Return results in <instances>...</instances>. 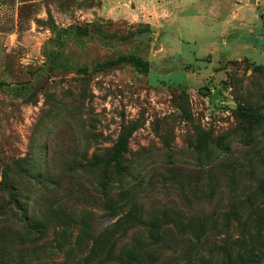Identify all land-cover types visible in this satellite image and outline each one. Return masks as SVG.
<instances>
[{
	"label": "rangeland",
	"instance_id": "obj_1",
	"mask_svg": "<svg viewBox=\"0 0 264 264\" xmlns=\"http://www.w3.org/2000/svg\"><path fill=\"white\" fill-rule=\"evenodd\" d=\"M104 1L0 0V264H264V0Z\"/></svg>",
	"mask_w": 264,
	"mask_h": 264
},
{
	"label": "trees",
	"instance_id": "obj_2",
	"mask_svg": "<svg viewBox=\"0 0 264 264\" xmlns=\"http://www.w3.org/2000/svg\"><path fill=\"white\" fill-rule=\"evenodd\" d=\"M95 3L89 2V0H82V7H90L91 5H96L98 4V0H94ZM54 24V23H53ZM55 25V24H54ZM56 26V25H55ZM72 26H68L65 28H62L63 32L68 31ZM123 63H129L132 64L134 67H136L138 70H140L143 73H148L150 71V62L149 60L144 59L141 56L135 55V54H127V55H118L116 58L114 59H110V60H106L102 63H99L96 67L97 69L103 70V69H108L110 67L113 66H117ZM257 65V64H256ZM6 85V82L0 81V86ZM240 111L242 113V115L244 117H246L247 119H253V121L258 122V123H262L264 124V117L260 116L256 113H254L253 111H251L250 109H246L244 106L240 105ZM130 130H124V132L122 133L121 137L119 138L117 144L115 145V148L113 149V151L111 152L110 156L107 158V160L105 161L107 166H112L113 167V175L115 178L116 182H120L123 183V180L127 177L130 178V176L132 175V173H130L129 171L126 170V167H124L123 163H122V157L124 152L127 149V145H128V138L130 135ZM106 177H103L101 180V186L102 189H106L107 184L105 181ZM164 182L166 181H170L168 178H165V180H163ZM187 180H184V178L179 181L178 186L176 184L175 185L176 189L179 190L180 192H184L186 190V188L188 189L190 194H196L198 192L197 187H190ZM181 185H185V186H180ZM133 191V186H124L122 188V190L120 191V195L121 194H129L130 192ZM105 196H108L109 194L107 192L104 193ZM131 200H135L134 198ZM125 210L124 212H121L123 214V217H121V221H123L124 224H128L129 228H132L134 230L137 229H149V224L153 222V226L155 229H158L159 227L161 228L160 224L157 222V214H154V212H149V211H141V207H138L137 205L134 206L133 204L131 205L130 203H126L125 204ZM155 208V206H151V209ZM112 209H116V206H114V208L112 207ZM123 209V208H122ZM122 209H118V210H114V213H118V211H122ZM154 218V219H153ZM187 218H190V216H187ZM158 223V224H157ZM187 224H189V221L187 220L186 223H184L185 226H183L182 230H188V226ZM182 225V224H181ZM190 225V224H189Z\"/></svg>",
	"mask_w": 264,
	"mask_h": 264
},
{
	"label": "crops",
	"instance_id": "obj_3",
	"mask_svg": "<svg viewBox=\"0 0 264 264\" xmlns=\"http://www.w3.org/2000/svg\"><path fill=\"white\" fill-rule=\"evenodd\" d=\"M233 2V1H232ZM105 1L104 0H101L100 1V5H91L90 7H81V10H97V9H99V11H102V8H103V6H104V8H105ZM60 12H62L61 10H59ZM260 35H262V34H260ZM263 35H264V32H263Z\"/></svg>",
	"mask_w": 264,
	"mask_h": 264
},
{
	"label": "built area",
	"instance_id": "obj_4",
	"mask_svg": "<svg viewBox=\"0 0 264 264\" xmlns=\"http://www.w3.org/2000/svg\"><path fill=\"white\" fill-rule=\"evenodd\" d=\"M257 2L259 1V0H256Z\"/></svg>",
	"mask_w": 264,
	"mask_h": 264
}]
</instances>
